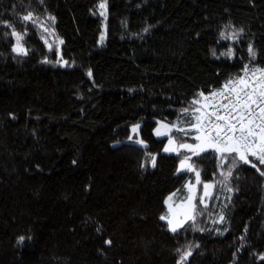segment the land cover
<instances>
[{
  "label": "trees",
  "instance_id": "obj_1",
  "mask_svg": "<svg viewBox=\"0 0 264 264\" xmlns=\"http://www.w3.org/2000/svg\"><path fill=\"white\" fill-rule=\"evenodd\" d=\"M246 65L264 69V0H0V264H264L256 156L192 155L213 194L175 233L160 219L196 174L158 121L193 124Z\"/></svg>",
  "mask_w": 264,
  "mask_h": 264
},
{
  "label": "snow or ice",
  "instance_id": "obj_2",
  "mask_svg": "<svg viewBox=\"0 0 264 264\" xmlns=\"http://www.w3.org/2000/svg\"><path fill=\"white\" fill-rule=\"evenodd\" d=\"M101 15L105 14L106 4L101 3L99 5ZM24 21H30L33 19L32 13H28L22 18ZM54 20V17L51 18ZM11 27V25H8ZM12 35L16 38V46L13 47V51L18 54H27L23 45L21 44L22 36L13 31ZM249 53L254 57L255 53L251 46H249ZM231 55V52L226 53ZM247 71V65L245 66ZM264 72V70H257ZM91 75V73H89ZM258 86L253 88L252 91H248V82L241 77L237 84L243 85L244 87L239 88L232 86V82L229 81L225 85V89L231 93H235V99H231L227 96L224 98L228 100V103L220 105V108L216 109L211 113V116L215 117V120H209L211 125L210 129H204L201 126V117H197V125L195 127L200 128L203 132V136H197V140H201V144L188 145L181 144L182 148H189L194 151V154H199V152L205 151L206 148H214L215 151L224 154L236 153L239 159L245 163H248V155L256 156L261 164H264V79H260L255 82ZM203 95V93H201ZM212 95H218V93H212ZM219 95H224L223 92ZM255 106V107H254ZM223 110V114H220V110ZM258 109V112H257ZM187 111V110H185ZM223 123H220V122ZM257 121H259L257 123ZM159 134V132H158ZM259 137V143L257 144L255 138ZM171 143V141H169ZM198 150V151H197ZM165 152L174 151V149L165 148ZM188 159V158H186ZM154 165V158H153ZM186 162L181 161V169L185 168ZM255 166V165H253ZM188 170H192V166L187 165ZM264 175V172L261 173ZM197 181H199V173H196ZM205 189L212 187L210 184H206ZM207 191L205 195H207ZM172 197H169L171 200ZM193 197H189L188 200L191 203ZM195 211V206H191V212ZM191 212L186 214L185 220L194 219ZM161 220H165L166 216H161ZM183 221L173 223L172 220H168L169 229L172 232L178 231L180 227L183 226ZM23 240V237L20 238ZM111 243V241H108ZM190 255V252L187 253ZM184 257H182L183 260ZM264 259V257H261Z\"/></svg>",
  "mask_w": 264,
  "mask_h": 264
},
{
  "label": "rangeland",
  "instance_id": "obj_3",
  "mask_svg": "<svg viewBox=\"0 0 264 264\" xmlns=\"http://www.w3.org/2000/svg\"><path fill=\"white\" fill-rule=\"evenodd\" d=\"M101 3H105V2L100 1L99 5ZM96 11H97V14L102 16V18H103V25H102L103 30H102L101 35L99 37L100 43H103L104 40L106 39V34H107V29H108V27H107V21H108V16H107L108 7H107V4H106V10H105V14L104 15H101V11L102 10L100 9L99 6L97 7ZM208 100H209L208 97H206L204 95V97L201 100L202 105L207 107ZM204 114H205L204 112L202 114L200 113L201 120L204 117ZM197 123H198V121L196 120L193 124H191L189 126H186V125L182 126V125H179V123L177 121L170 123V122H167L165 120L160 119V121H158V123L156 125L157 127L154 130V133H155L156 137H158V138L168 137L167 142H166V144L164 146V149L165 148H170V149H174V151H168L166 153H170V154L181 153L184 150H187V151L191 152L190 154L184 155V156H182V158H180L181 160H180L178 168H177L178 172L194 171L195 174L197 172L199 173V181H197V176H196L195 180H194L195 182H189L187 184V196H186V198L184 200L180 201L179 199L176 198L178 191H175V193H172L166 199V205L168 206V213L166 215V219L167 220H172L174 224L179 222V221H183L184 222L183 225H184L188 220H190V219L185 220V216H186V214L191 212V206L192 205L195 206V211L191 212V215L194 216V218H195V216H196L195 215V213H196V200H197V197L199 195L198 191H199V186H200L201 183H202V189H201L202 202L205 203V204H208L207 202L209 201V198L212 196L213 189H214V186H215V183L213 181H208V182L207 181H202L201 176H200V172L198 170H195V168L193 166V161L191 159V156L194 155V151L192 149H189V148L180 147L181 144L197 145V144H201L202 143L201 140H197L196 139L197 136H203V132L201 131V129L195 127L197 125ZM131 128H132V135H131L130 139L135 141V142H137L138 144H141L142 146L147 145L146 142L143 141L142 138L139 137L140 124L134 125ZM185 128H189L190 130L194 131V133L192 135L195 138L194 141L186 139V140H184V141H182L180 143L177 140V138L172 135V132L174 130L183 131ZM158 132H159V134H158ZM135 134H137L138 137H134ZM169 141H171V143H169ZM207 149H211V148H206V150ZM186 158H188V159H186ZM181 161H185L186 162V166L183 169H181ZM189 164L192 166V170H188L187 165H189ZM206 184H210V185H212V187L209 188V189H205L204 186ZM206 191L208 193L207 195H205ZM169 197H172V199L169 200ZM189 197H193V199L191 200V203L188 200Z\"/></svg>",
  "mask_w": 264,
  "mask_h": 264
},
{
  "label": "built area",
  "instance_id": "obj_4",
  "mask_svg": "<svg viewBox=\"0 0 264 264\" xmlns=\"http://www.w3.org/2000/svg\"><path fill=\"white\" fill-rule=\"evenodd\" d=\"M241 77H243L248 83L250 81V77L253 78L254 86L258 87L255 82L260 80V79H264V72L259 71V72H256L254 75H252V74L249 73V69H247V71L245 73H242L241 75H237V76L232 77L229 81L232 82V86L237 87V90H239V88H241V87H244L243 85L237 84V81ZM252 89L253 88L249 86L247 90L248 91H252ZM216 90L217 91H215V93H218V95H215L214 99L212 100L213 102H211L210 104L207 105V110L205 111V115H204V117L201 120V126L204 129H210L211 125L209 124V120H212V121L215 120V117L211 116V113L213 111H215L216 109L220 108V105L228 103V100L224 98L225 96H227V97H229V98H231L233 100L235 99V93H231L228 90H226L225 88L216 89ZM221 92L224 93L223 96L219 95V93H221ZM257 112H258V109H257ZM220 114H223V110L222 109L220 110ZM258 122L259 121H257V123ZM220 123H223V122L221 121Z\"/></svg>",
  "mask_w": 264,
  "mask_h": 264
},
{
  "label": "crops",
  "instance_id": "obj_5",
  "mask_svg": "<svg viewBox=\"0 0 264 264\" xmlns=\"http://www.w3.org/2000/svg\"><path fill=\"white\" fill-rule=\"evenodd\" d=\"M257 138H258V136L256 137V142H257V144H258V143H259V138H258V139H257Z\"/></svg>",
  "mask_w": 264,
  "mask_h": 264
}]
</instances>
